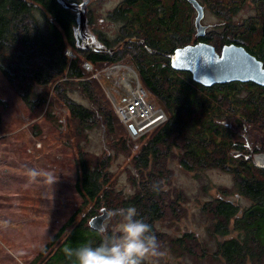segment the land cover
I'll list each match as a JSON object with an SVG mask.
<instances>
[{
  "label": "trees",
  "instance_id": "16d2710c",
  "mask_svg": "<svg viewBox=\"0 0 264 264\" xmlns=\"http://www.w3.org/2000/svg\"><path fill=\"white\" fill-rule=\"evenodd\" d=\"M199 1L216 7L223 16L219 34L222 44L243 45L264 62V0ZM124 4L119 10L121 17L126 22L145 24L138 26L147 32L146 43L160 49L155 54L133 44L143 50L137 56H142L137 62L142 84L163 104L168 116L148 136L146 132L139 137L147 140L132 158L135 190L123 203L134 211L128 218L138 225L144 242L152 244L157 234L155 223L164 212L168 170L162 159L169 154L178 156L188 170L224 169L233 174L234 187L251 200V205L242 207L224 196L204 205L212 214L213 231L221 237L215 254L223 264H264V166L256 164L252 157L254 152L264 150V134L261 145L248 150L238 130L225 122L234 115L238 125L250 120L254 124L261 122L264 128V85L232 81L205 86L195 81L190 71L171 66L165 52L172 54L175 48L191 41H214L207 34L193 40L189 14L195 7L189 0H124ZM241 9H247V15L238 21ZM77 18L74 9L59 0H0V71L29 108L46 106V114L52 115L58 100L66 106L69 118L78 122V129L98 123L109 138L117 139L123 136L121 120L97 80L87 75L83 62L110 63L133 49L109 53L81 48L77 43L81 40V35L76 34L80 30ZM112 42L107 40V45ZM68 47L76 52L75 57L65 53ZM243 89L247 93L243 94ZM74 90L86 97L87 105L71 96ZM114 146L121 150L129 147ZM234 149L241 153H233ZM248 151L249 155H243ZM77 159L76 187L86 201L93 202L87 214L92 216L97 213L109 179L101 163L92 166L83 152ZM232 230L237 233L229 236ZM176 241L181 243L183 239L178 237ZM48 249L51 253L46 264L115 261L112 237L91 227L85 217L78 222L73 216L69 218L42 252ZM123 256L127 264H145L135 248Z\"/></svg>",
  "mask_w": 264,
  "mask_h": 264
},
{
  "label": "rangeland",
  "instance_id": "374dc122",
  "mask_svg": "<svg viewBox=\"0 0 264 264\" xmlns=\"http://www.w3.org/2000/svg\"><path fill=\"white\" fill-rule=\"evenodd\" d=\"M83 1H70L78 16V36L84 30L83 18L89 23L86 30L95 32L98 37H108L113 40L112 44L126 35H147L146 30L139 29L140 21L126 22L121 17L119 10L125 7L123 0H89V11L87 15L84 14L86 11L82 12V18L79 13ZM203 5L205 14L202 22L207 25L206 34L214 37L212 44L220 52L224 45L219 37L223 16L217 13L216 7L205 2ZM196 15L194 8L189 14L193 40L196 38ZM246 15L247 9H241L236 19L241 21ZM79 37L78 45L86 49L83 37ZM126 44L121 48L133 50L118 60L98 64L85 60L93 64L91 68L83 62L87 75L97 80L112 104L116 100L123 103L130 97L124 91V79L129 81L132 89L137 88L138 82L143 86L137 65L142 57L137 56L143 50L131 43ZM67 50L70 58L75 57L76 52L70 47ZM164 55L171 59V53L165 52ZM145 90L150 100L163 107L147 88ZM242 92L247 93V89ZM71 96L82 104H88L78 90L71 92ZM0 113V264H46L51 252L50 249L42 252V249L59 228L72 216L75 222L85 217L90 225L91 218L103 212L102 207L110 212L104 222L105 230L101 232L112 237L114 264H127L123 254L130 248H135L145 264H223L215 254L221 237L213 231L212 214L204 209V205L222 196L242 207L251 205V200L234 187L232 173L217 167L188 170L181 165L178 156L169 154L163 158L162 163L168 170V177L164 179V212L155 223L157 234L153 243L148 244L144 242L138 225L128 218V214L134 211L123 206L124 198L133 195L135 190L131 181L135 173L132 158L146 138L133 137L121 119L119 127L123 136L119 135L117 139L109 138L98 123L78 129V122L69 118L66 106L58 100L52 115L46 114V106L29 108L1 71ZM236 118L231 115L225 122L238 130L247 149L260 146L263 124L246 120L238 125ZM114 144L121 148L123 144L129 147L121 150ZM81 152L90 158L92 166L101 163L109 179L97 213L92 216L87 214L93 202L86 201L76 187L79 174L77 156ZM232 152L241 153L236 149ZM243 155H249V151ZM252 157L256 164L264 166V150L254 152ZM236 233L232 230L229 236ZM186 234L190 236L186 237ZM178 237L183 239L181 243L176 241Z\"/></svg>",
  "mask_w": 264,
  "mask_h": 264
},
{
  "label": "water",
  "instance_id": "95a60500",
  "mask_svg": "<svg viewBox=\"0 0 264 264\" xmlns=\"http://www.w3.org/2000/svg\"><path fill=\"white\" fill-rule=\"evenodd\" d=\"M59 1L74 7L71 3L68 4L67 0ZM189 1L197 11L195 35L198 38L204 36L207 31V25L202 22L205 6L199 0ZM83 6L82 3L81 17ZM170 63L176 70L190 71L192 78L205 86L232 81H252L264 85V62L248 51L245 46L236 43L224 44L220 52L215 45L205 40L178 46L171 55ZM130 129L136 132L133 125H130ZM102 211L90 220V225L100 231L105 230L104 222L110 216L106 207H102Z\"/></svg>",
  "mask_w": 264,
  "mask_h": 264
},
{
  "label": "built area",
  "instance_id": "2783aa9c",
  "mask_svg": "<svg viewBox=\"0 0 264 264\" xmlns=\"http://www.w3.org/2000/svg\"><path fill=\"white\" fill-rule=\"evenodd\" d=\"M66 51L68 50L66 49ZM67 54H70V52H67ZM91 64V62L85 61L87 68H91L93 65ZM123 88L126 93L130 94V97L125 100V102L127 101L126 103H120L117 100L113 101V106L133 137H140L166 121L167 113L164 108L156 105L148 98L145 88L139 82L137 88L132 89L129 81L124 79ZM130 125L135 127V133L130 129Z\"/></svg>",
  "mask_w": 264,
  "mask_h": 264
},
{
  "label": "flooded vegetation",
  "instance_id": "af4514ba",
  "mask_svg": "<svg viewBox=\"0 0 264 264\" xmlns=\"http://www.w3.org/2000/svg\"><path fill=\"white\" fill-rule=\"evenodd\" d=\"M87 3H89V0L83 1V4H84L83 12L86 11V12H84L85 15H87V13L89 11V8H88L89 4H87ZM123 3H124V0H123ZM82 18H83V15H82ZM86 24L88 25L89 23L83 18L82 19V28L84 27V30H82L83 33L81 36L83 37V42H84V45L86 46L85 48L87 50L88 49H94L96 51H107L109 53H113L114 51L122 49L121 47H123L122 46L123 44L131 43V44L137 45L138 47L140 45L141 48L145 47L150 52L157 51V49H153L148 44V41L146 43V37L145 36L143 37L142 35H139L138 33L133 34V35H126L123 38H119L116 43L111 44L109 46V45H107V40H110L108 37H106V36H99L98 37V35H96L95 32H91L89 30H86L85 29ZM110 41H112V40H110Z\"/></svg>",
  "mask_w": 264,
  "mask_h": 264
}]
</instances>
